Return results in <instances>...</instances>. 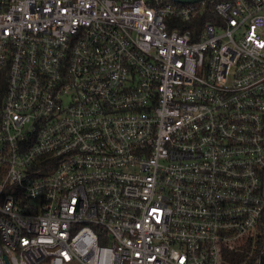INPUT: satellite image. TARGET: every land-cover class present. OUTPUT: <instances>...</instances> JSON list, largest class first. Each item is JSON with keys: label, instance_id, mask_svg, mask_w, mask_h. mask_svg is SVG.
Segmentation results:
<instances>
[{"label": "built area", "instance_id": "obj_1", "mask_svg": "<svg viewBox=\"0 0 264 264\" xmlns=\"http://www.w3.org/2000/svg\"><path fill=\"white\" fill-rule=\"evenodd\" d=\"M264 252V0H0V264Z\"/></svg>", "mask_w": 264, "mask_h": 264}, {"label": "trees", "instance_id": "obj_2", "mask_svg": "<svg viewBox=\"0 0 264 264\" xmlns=\"http://www.w3.org/2000/svg\"><path fill=\"white\" fill-rule=\"evenodd\" d=\"M251 246L247 245L243 250H231L226 253L227 264H264V252L260 255L262 245L258 244L250 255Z\"/></svg>", "mask_w": 264, "mask_h": 264}, {"label": "water", "instance_id": "obj_3", "mask_svg": "<svg viewBox=\"0 0 264 264\" xmlns=\"http://www.w3.org/2000/svg\"><path fill=\"white\" fill-rule=\"evenodd\" d=\"M178 2H194V1H198V0H175Z\"/></svg>", "mask_w": 264, "mask_h": 264}]
</instances>
